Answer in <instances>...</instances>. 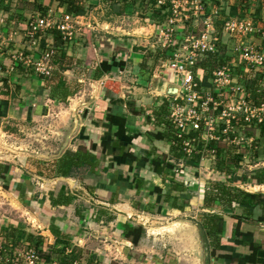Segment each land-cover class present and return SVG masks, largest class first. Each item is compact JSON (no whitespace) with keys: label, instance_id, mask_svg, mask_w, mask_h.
Wrapping results in <instances>:
<instances>
[{"label":"crops","instance_id":"1","mask_svg":"<svg viewBox=\"0 0 264 264\" xmlns=\"http://www.w3.org/2000/svg\"><path fill=\"white\" fill-rule=\"evenodd\" d=\"M221 1L222 0H216L214 9L218 11L221 9ZM256 1L260 2V5H258L259 3L257 2L256 8H252V6H255L254 0L247 1L250 5L248 12H253L254 9L260 8L259 16L261 18L264 12V0ZM13 2H10V0H0V39L2 38L0 43V121L5 119V115L7 118L11 117L16 121H24L25 119L30 121L34 116L36 118L43 117L50 108H58V106L62 104H67V106H65V111H69L72 119V127L68 134L70 137L68 138L70 139L68 146L71 147V139L75 140L76 143L75 146L71 147L73 151H75L78 146H85L88 148L91 144H95L97 146L95 154L101 156L100 144L105 143L107 145V151L106 154L102 155V165L108 169L112 177L111 179L108 178L101 181L102 186H96L93 193H90L96 196L95 202H97L98 205L95 206L96 212L98 210H105L107 216L111 217L112 220L107 221L106 219L107 225L103 226L100 223L104 220L103 218H105V216L97 218L96 214L93 216L92 213L85 214V212L82 221L78 219L76 214L73 216L74 219L84 223V228H87L88 222L95 224L96 227H101L99 230L100 235H89L80 227L76 233L79 237L76 238V235L72 236L68 233L66 218L64 216L60 217L58 214V216L55 214H50L49 216L43 213H36L34 219L38 228H41L36 235L39 234L44 238V245H46V243L47 245L54 243V237L49 230L51 221H54L55 225L60 226L62 233L70 237L71 243L76 240L82 255L87 257L86 261L82 260V262L86 263L110 264L109 256L105 251L113 247V249H118V254H121L119 248H125L124 252L126 251L129 253L126 257L125 255L121 257L119 254L118 264H134L131 262V260H133L131 257L133 252L131 251H141L139 250L140 248H144V250H142L143 254L140 255V264H148L147 261H144L145 259H150L149 262L151 264H248V257L246 256L249 253L248 248L238 246L239 244L233 241L231 237L232 228L235 224V220L230 217L231 212L224 211L225 215L222 233V242L224 246L216 251L214 257L210 256L211 248H208L207 241H205L203 232L200 228V215L209 212L203 207L205 185L214 177L217 178L213 160H205L201 168L199 163L200 160L195 161L193 158L190 160L183 159L184 169L180 170L181 172L179 171V174L175 173L173 170V176L167 174L166 178L151 172L145 161L150 153H152V156H165L169 159V162L172 163H177L179 161L177 166L180 164L181 160V158L179 160L172 159V149L169 142L154 137L158 132L166 131V124L169 121L168 118H163V115H159V117L156 118L155 114L157 109L162 106L164 101L169 102L171 100L167 95V91L169 88L175 87L176 89L179 83L169 76L168 71H166L167 73H163L162 71V66L165 67L168 57L164 54V49L158 47L156 30L154 27L162 23H157L151 19L149 15L150 8L147 7L146 11H144L138 6L121 8L120 4L111 0H81L80 4L83 10L85 4L98 3V5L93 8L94 11H97L98 18H93L91 15L87 17V12L85 11H82L80 15H76L80 16L81 22L86 25V27L83 28V33L79 34L84 37H79V42L74 40L70 44H66L65 52L67 61L70 63V69L63 70V76H58L55 73L56 75L53 80L48 81L47 79L37 76L31 69L19 68L15 72H9V67L11 65L10 53L12 50L22 46V35L25 27L24 21L31 16L40 14L37 6L30 3L31 0L28 1L29 4H25L26 0H18V3L24 4L18 7V10L11 9ZM39 3L43 9L46 10V13L57 12L59 16L63 13L62 8H56L57 3L54 0H41ZM229 3L226 5L227 12L230 8L228 6ZM30 6L32 8H29ZM30 9L33 12L30 13ZM28 11L30 13L28 17L23 18L27 15L26 12ZM108 12L112 15L107 16L105 13ZM12 13L16 14L12 15ZM133 13H142L147 18L143 19L145 20L143 21L144 24H139L132 32L117 33L116 31L120 30L118 26L119 20L115 21L116 24L114 20L122 17L123 14ZM99 14H101V16H99ZM89 20H92V24L88 22ZM148 20H150L149 23ZM22 21L23 23H21ZM252 21L255 23L254 20ZM10 23L12 25H10ZM261 23L264 24V21H261ZM90 25H92V29H88L91 28ZM8 26L12 29V33L14 32V36L11 35L12 37L10 36V32L5 33ZM255 26L259 27L260 30L261 27H264H260L257 23ZM104 28H106V31L103 32ZM108 29L111 30L110 33ZM95 30L113 35V38H106L108 42L107 45L95 39L91 40L93 31ZM136 32L139 34L143 33L142 36L138 37L145 42L144 45L141 44L142 48L140 49L137 48L138 46L133 40L134 37H137L135 34ZM114 36H117V41H120L121 36H126L127 38H124L125 42L119 43L115 40ZM10 38L12 39L10 40ZM88 43H90V46H87ZM9 45L10 47L8 48ZM44 45L45 42L43 41L42 47ZM259 45L260 41L257 44V49ZM102 62L107 64H111V62H121L123 67L119 68L116 65L109 72H105L104 68L101 67ZM160 65L162 66L160 67ZM205 77L208 78V75L205 74ZM206 78L202 83V85L205 86L203 87L204 90L207 87ZM58 80H62V82L65 81L66 83L74 82L80 87L75 94L65 100L50 99V87L58 84ZM167 84L169 87H167ZM50 105H53V107ZM109 107L112 108V114H115V116L125 115L126 117L125 128L127 134L122 137L121 141L124 147H126V151H129L135 157L133 161L120 158L118 156V151L111 146L112 142L115 141L117 127L109 124L106 119ZM73 115L76 116L78 121L76 127H74ZM241 133L243 134V132ZM135 135L139 136L132 139L131 136ZM257 136L258 135H256V137ZM221 146L225 147L226 145L221 143ZM64 151H62L61 154ZM260 166L264 167V161L261 162ZM135 168H139V178L142 179V191L138 193L133 187V181L135 182L137 180V178L134 177ZM210 174L212 179L206 178ZM171 176L172 180L182 184L183 187L187 189L186 195L182 193L183 197L184 195L187 198L189 197L187 205L183 207V209L166 206L160 214H156L155 212L152 214L142 212L140 207L144 204L153 202L155 199L153 197H148V195H143L148 194L154 187H159L163 193H171ZM47 182H50V184H59L60 188L65 187L69 189L71 193H73L71 190L73 187H78V181L71 178L53 177ZM234 182L235 179L232 181L229 179L228 184L251 193H264V185H255L253 181H248V183L252 184L247 188L245 186H239ZM23 183L25 184L27 182ZM117 183L119 185L115 186ZM105 184L106 186L110 185L115 187L114 200L116 201L114 203H111L112 192L104 187ZM252 186H254L253 190L250 188ZM120 188H127L128 191H120ZM28 193L29 191H26V194ZM30 197L26 201H22V203L28 205L34 201V203L42 208L44 202L48 201V199H46L42 204L41 200L37 202L36 199H34L35 197L33 199ZM137 203H139L138 207ZM48 207L51 210L55 208H66L64 206L51 207L49 201ZM234 212L235 214H240L242 213V208L236 206ZM258 215L259 212L256 210L255 218ZM139 217H141V220L149 221V225L160 222V227H151L149 225L146 227L145 222L142 224V227L145 226L143 227L146 230L145 236L137 245H133L130 241L122 238V230L125 224L138 225L135 221ZM21 223H25V220ZM11 224L16 226L19 223L12 222ZM252 227L253 224H245L243 227L244 231L250 230L253 232L252 239L246 240H258L264 243V239L257 238L255 231L251 229ZM26 231L34 233L32 230L26 229ZM108 231H110L111 234L107 233ZM82 234H84V236L87 234L86 241L82 240ZM98 238H102L106 243L110 242V247L104 243H102L104 245H101L97 240ZM113 238L114 240H112ZM42 249L43 251L48 250V248ZM54 249L57 250L58 248H52L53 251ZM69 249L71 248H66V250ZM221 255H230L237 260L231 263L228 260L218 259V256Z\"/></svg>","mask_w":264,"mask_h":264},{"label":"trees","instance_id":"2","mask_svg":"<svg viewBox=\"0 0 264 264\" xmlns=\"http://www.w3.org/2000/svg\"><path fill=\"white\" fill-rule=\"evenodd\" d=\"M40 1L41 0H31L30 3L37 6V9L41 15H46V10L43 9L41 4L39 3ZM54 1L57 3L56 8H62L64 14L76 16L80 15L83 11L80 4L81 0ZM111 1H115L116 3L120 4L121 8H125L128 6H138L142 10L146 11V8L148 7L150 8L151 19L156 21L157 23L165 22L167 17H169L170 15L168 2L163 7L156 8L155 0ZM247 1L232 0V2H230L228 5L230 7L229 11L227 13L223 12V16L220 15V17L218 16V18L213 20L219 38L221 37L224 23L229 19H243L246 17H252V20H254L255 22L253 23L254 26L257 23V19L260 20V8L254 9L253 12H248L250 5ZM215 2L216 0L212 1V3ZM15 19L17 20V17ZM195 21V19H191L186 24V27L182 31V35L188 34L190 28H192L190 30L194 32ZM261 21H264V13ZM263 28H261L260 33L263 31ZM195 31L197 32L198 29ZM260 33L257 35L258 39L260 40L258 51L264 54V34L262 35ZM52 36L56 41L54 43L55 46L57 44L60 47L59 54L55 58L56 66L59 67V69H61L62 71L65 69H70V63L69 61H67L65 52L66 43L60 39L58 32H53ZM158 47L160 48L159 45ZM224 50L225 48L223 47L221 52H217L216 54L212 55L208 54L204 57V61H202L200 65L206 71V74L210 75L211 72L219 66H229L232 74L238 75V77H240L239 81L244 82L247 101L253 106H260L261 104H263L264 89L262 86H260V84L264 83V71L254 72L251 68H248L245 64L239 62L237 59L233 60L232 57L225 56L226 53L224 52ZM164 51V54L167 56L168 51ZM231 60L233 62L238 61V66H231ZM116 65L119 68L123 67L121 65V62H111V64H107L105 62L101 63V67L104 68L105 72H109ZM209 67L211 68L209 69ZM47 80L52 81L53 78H47ZM63 82L62 80H58V84L52 85L50 87V99L65 100L75 94L80 87L74 82ZM168 97L171 98V100L169 102L164 101L162 106L157 109V112L155 114L156 118H158L159 115H163V118L166 117L169 119L170 110L168 106L170 107L173 96L168 95ZM107 111V121L109 122V124L115 125L117 127V131L115 132V141L111 144L112 148L118 151V156L120 158H125L133 161L135 157L132 155V153L126 151V147H124V144L121 141L122 137L127 134V130L125 128V115L115 116V114H112V108L110 107ZM239 119L240 121L238 123V128L243 130L242 132L244 135V141L246 140L243 143V146H237L232 144L231 142H224L222 128H219L217 133L219 135L220 141H211L209 143L208 148L210 150H214V153L210 154L209 156L207 155V159H211V161L213 160V166L215 168V174L217 176V178L214 177V179L223 177V180L212 179L205 185L203 207L209 212H205L200 215L199 225L203 232L204 239L205 241H207L208 248H211L210 256L214 257L216 251L224 246L222 242L225 215L224 211L231 212L230 217L235 220V224L233 225L231 232L232 240L237 242L239 244L238 246L248 248L249 253L246 255L248 257V264H264V243L258 240H246L252 239L253 232L250 230L244 231L243 229L245 224L259 225L264 222V193H251L228 184L229 179H231V181L235 179L237 171L241 169L242 162H244L245 158L250 153L251 157L249 159L251 163L259 165V168L250 171V173L248 172V175L250 174L248 181H253L255 185H264V167L260 166L261 162L264 161V117L261 124H246L244 123L243 117L241 116H239ZM166 127L167 129L165 132H158L154 135V137L169 142L172 149V159L179 160L182 156L179 146H177L176 139L173 136L174 131L170 120L167 122ZM229 135H231L229 136L231 139L233 137V133H230ZM256 135L258 136L256 137ZM138 136L139 135L131 136V138H137ZM250 138H252V141L248 142V139ZM221 143L225 144L226 146H221ZM100 149L101 156H97L95 154L97 150V146L95 144H91L88 148L85 146H78L75 151L67 149L54 161L45 162V164L43 165L44 167L47 166L46 171L40 169L38 170L39 174L44 175L47 178L62 177L80 179L82 181L90 180L92 182V185H86L84 187L89 193H93V191L96 189V186H102L101 181H103L104 179L112 178L108 172V169L102 165V155L106 154L107 145L105 143H101ZM199 158V156L193 157L195 161H199ZM145 161L151 172L163 178H166L167 174H171L173 176V170L177 169L176 167H178L177 164L179 163V161L177 163L169 162V159H167L165 156H152V153L148 155V158ZM4 170V173L0 171L1 177H5V174H7L8 166H5ZM172 176L170 177L171 193H163L159 187H154L148 192V194L143 195H148V197H153L155 199L153 202L144 204L142 207H140V210L142 212L149 214L155 212L156 214H160L163 212V208L166 206L170 208L183 209V207L187 205V201L189 200V197L187 198L185 196L187 193V189L183 187L182 184H179L172 180ZM134 177H136L137 180L135 182L133 181V187L138 193L142 191V179L139 178V168H135ZM118 183L115 184V186L119 185ZM104 187L108 189V191L112 192L111 203H114L116 201L114 200L115 187L110 185L106 186V184L104 185ZM14 189L19 195V200L22 202L25 200L24 198H26V191L30 190V186L27 183H17L14 184ZM120 191H128V189L120 188ZM182 193H185L184 197L182 196ZM47 199L51 207H67L72 205L76 198L73 194L67 191L65 187H61L57 194L49 193ZM41 201V203H43L44 200ZM138 206L139 203H137V207ZM236 206L242 208V213L235 214L234 210ZM256 210H258L259 215L255 218ZM85 211L86 210H79V208L75 211V214L79 220L82 221L84 219ZM103 216H106L105 219H107V221L112 220L111 217L107 216V212L105 210H98L96 212L97 218H102ZM26 229H28V226L25 225V223H19L16 226L11 223L5 226H0V254L13 253L23 248H36L38 254L45 258L47 261L53 258L57 262V264H74L76 262L81 263L83 255L79 249V246L76 244L73 245L71 243L70 237L66 234H63L60 226L55 225L54 221H51V224L49 226V230L54 237V243L48 245L47 247L45 246V248H48V250L46 251H43L42 249L44 248V238L39 234L35 235L31 232H27ZM122 235L133 245H137L145 236V229L141 225L134 226L125 224L123 226ZM52 248L58 249H54L53 251ZM66 248H71L69 249V253L66 252ZM218 257V259L228 260L231 263L236 262L237 260L230 255H221Z\"/></svg>","mask_w":264,"mask_h":264},{"label":"built area","instance_id":"3","mask_svg":"<svg viewBox=\"0 0 264 264\" xmlns=\"http://www.w3.org/2000/svg\"><path fill=\"white\" fill-rule=\"evenodd\" d=\"M167 2L169 17L165 23L154 27L157 28L158 45L168 51L165 68L169 76L179 83L169 107L173 136L182 156L178 168L174 170L178 173L184 169L183 159L190 160L194 156L200 157L199 163L202 168L203 162L214 153V150L208 148L209 143L220 141L217 134L219 128H222L224 142L243 146L246 140L244 141V135L241 133L243 130L238 128L239 116L243 117L246 124H261L264 117V103L253 106L247 101L244 82L239 81L240 77L235 82L227 65L215 68L209 75V86L203 89L205 86L202 83L206 78V71L200 64L206 55L221 52L224 47L213 22L214 16H217L219 11L208 8L207 0H155V6L160 8ZM191 19L196 20L194 27L198 22L201 24L200 33L182 35V31ZM81 21L80 16L64 13L57 18L53 12L29 17L24 24L22 46L10 53L9 72L24 68L31 69L43 79L51 78L55 68V58L59 54L57 50H60L52 42L53 32H58L60 39L70 44L76 34L86 27ZM176 32L181 35L176 37L174 35ZM222 32L229 37L242 40L248 35L259 34L260 29L247 18H234L224 23ZM260 34L263 35L264 30ZM45 40L48 41L42 47V42ZM237 45L232 48V57L238 55L239 60L254 72L264 71L263 53L257 48L241 47L239 41ZM260 86L264 89V83ZM230 133H233L231 139ZM251 141L252 139H248V142ZM66 252L70 251L66 250ZM1 263L57 264L54 259L47 261L40 256L36 248H23L13 253L0 254Z\"/></svg>","mask_w":264,"mask_h":264},{"label":"rangeland","instance_id":"4","mask_svg":"<svg viewBox=\"0 0 264 264\" xmlns=\"http://www.w3.org/2000/svg\"><path fill=\"white\" fill-rule=\"evenodd\" d=\"M10 2H13L14 5L11 3L12 4L11 9H14V10H18V7H20L21 5H24L22 3H18V0H16V1L10 0ZM27 2L28 1H26L25 4H29ZM221 2H222L221 9L219 10L218 15L214 16L215 18H213V20L218 18V16L220 17V15L223 16V14H222L223 12L227 13V9H226L227 6L226 5L229 2H232V0H222ZM257 2L259 3L258 5H260L259 1H255L254 2L255 6H252V8H256ZM207 3H208L207 4L208 8H210V9L215 8V5H214V3H212V0H207ZM97 5H98V3L95 4V2L84 5L83 11L87 12V17H90V15H91L93 18L94 17L98 18L97 11L93 10V8ZM29 8H32V7L30 6ZM29 11H30V13L33 12V11H31V9ZM29 11L26 12L27 15L24 16L23 18L28 17V15L30 14ZM15 14L16 13H12V15H15ZM105 14H107V16L112 15L109 12L105 13ZM53 15H56L57 18L60 17L57 12H55V13L53 12ZM99 16H101V14H99ZM101 18H103V17H101ZM261 18H263V14L261 15ZM261 18H260V20H261ZM143 19H147V18L142 13L123 14L122 17H119L118 19L116 18L114 20L115 24H116L115 21L119 20L118 26L120 27V30L116 31V32L120 33V34L132 32L137 26H139V24H144L143 21H145V20H143ZM247 19L252 21L253 18L249 17ZM260 20L257 19V21H256L257 24H259L260 27L264 26V24L261 23ZM149 21L150 20H148V23H149ZM88 22L92 24V20H89ZM21 23H23V21ZM10 25H12V24L10 23ZM90 26H91V28H88V29L93 28L92 25H90ZM9 28H10V26H8L7 29L5 28L6 32L5 31L4 32L5 33L10 32L11 33L10 36H11L14 34V32L12 33V29L11 28L9 29ZM165 28H166V26H165ZM261 28H263V27H261ZM105 29L106 28H104L103 32L106 31ZM190 29H192V28H190ZM190 29H189V33H192V34L195 33V35H198L201 31V24L198 22L197 26L195 27V30L198 29L197 32L195 30L193 32ZM20 30H22V29H20ZM108 30L110 33L111 30L110 29H108ZM155 30L157 31V28H155ZM83 31L84 30H81L78 34H76V36L73 38V41L75 40V41L79 42V37L80 38L84 37V36L79 35V34L83 33ZM156 31H155V33H156ZM5 33H4V35H5ZM135 34L137 37H134L133 40L135 41V44L138 46L137 48L140 49V48H142L141 44L144 45L145 42L143 40H140L141 38L139 39L138 37L142 36L143 33L139 34L136 32ZM174 35H176V37H178L181 34L179 32H176V33H174ZM257 35L251 34V35L246 36L247 38L244 37L242 40H240V39L229 37L222 32L220 39H221V42L225 48L224 52L226 53L227 56L229 55L230 57H232L231 56L232 48H235L238 46L237 45L238 41L241 43V47L242 46H248V47L256 48L257 44L260 41L257 39ZM106 38H113V35H109L106 33H102V31L95 30V31H93L91 40L95 39L96 41L102 42V43L107 45L108 42L106 41ZM114 38L117 41V36H114ZM124 38H127V37L121 36L120 41H117V42H119V43L123 42ZM11 39L12 38H10V40ZM1 41H2V38L0 39V43H1ZM53 41H55V40L53 39L52 42ZM54 43L55 42H53V44ZM136 45H135V47H136ZM54 46H55V44H54ZM87 46H90V43H88ZM9 47H10V45L8 46V48ZM55 47H58V49L60 48L59 45H57V44ZM104 47H105V45H104ZM57 52H59V50H57ZM232 58H233V60L237 59L239 62H241L238 58V55H237V57H232ZM238 61L233 62L231 60V66H233V67L238 66ZM242 63L244 64V62H242ZM161 66L162 65H160V67ZM210 68L211 67H209V69ZM162 69H163L162 70L163 73H167L166 72L167 69L164 66H162ZM28 70H30V69H28ZM55 73L58 76H63L62 70L59 69V67H57V66H55L51 78H54V76L56 75ZM233 76H234L235 82L239 80L238 75H233ZM202 77H204V76L202 75ZM209 78L210 77L208 76L207 81H209L208 80ZM209 83H210V81L207 83V87L209 86ZM167 87H169V85ZM50 106L53 107V105H50ZM65 106H67V104H62V105L58 106V108H54V107L50 108L46 111V115H44L43 117L36 118L34 116V118H31L30 121H28L26 119L24 121H16L15 119H12L11 117L7 118L6 115L4 116L5 119L0 121V171H2L4 173L5 172L4 167L8 166V171H7V174H5V177L0 176V226L1 225L5 226L6 224H10L12 222L21 223L25 220V225L28 226V230H30V231L32 230V232H34L33 234L36 235V233L38 231H40V229H41V228H38V225L34 219V215L36 213H43V214L49 215V216H50V214H55V215L58 214L60 217L64 216L66 218V226H67L66 228H67L68 233L71 234L72 236L76 235L75 236L76 238L79 237V235H77L76 233L78 232L77 230L80 229V227H81V229H84L85 233H88L89 235H94V236L100 235L99 230L101 229V227L100 228H99V226L96 227L95 224L88 222L87 228H84L83 222L81 223L79 220L73 218V216L75 215V211L78 208H79V210H82V211L86 210L85 214H88V213L91 214L92 213L93 216L96 214L95 206H98L97 202H95L96 196L90 194L87 191V189H85V187H84L86 185H89V186L92 185V182L90 180H83L82 181L80 179H76V181H78V187H73L71 189L73 191V193H71L69 191V189L66 188L67 191H69L71 194H73L76 199L72 205L66 207L65 209L55 208L54 210H51L48 207V201L44 202V205H42V208L39 207L36 203H34V201L31 202V204L29 203L28 205H25L24 203H22L19 200V195L16 192V190L14 189V184H17V183L21 184L23 182H27L28 185L30 186V190H29V193L26 194V198H24V199L26 201L27 199H29L30 196H32L30 198L33 199V197H35L34 199H36L37 202H38V200H43V199L45 201L47 199L49 193L57 194V192L60 190L59 184H54V183L50 184V182H47L51 178H47L44 175L39 174L38 170L41 169L43 171H46L47 166L44 167V165H43V164H45V162L54 161L55 159H57L61 155L62 151L67 150V149H71V147L75 146V144H76L75 140L71 139L72 140L70 142L71 147L68 146L69 141H70V139H68V138H70L68 136V134H69L70 128L72 127V119H71V115L69 114V111H65ZM66 139H68V140H66ZM250 157H251V155L249 153V155L245 158L244 162H242L241 169L237 171V174L235 176V182H234L239 186H245L247 188L250 186V184H252V183H248V181H247V180H249L248 178L250 177V174L248 175V172L250 173V171L255 170L256 168L257 169L259 168V166H256L257 164L251 163V161L249 159ZM245 170H246V172H245ZM206 178L212 179L211 174L208 175V177H206ZM220 179L223 180V177L222 178L219 177V179H214V180H220ZM253 187L254 186L250 187L251 190L254 189ZM105 218H106V216H105ZM105 218H103L104 220L100 223L103 226L107 225L106 224L107 221ZM140 218L141 217H139L135 221L136 223H138V225L142 226V224H144L146 222L145 226L147 227L150 224L149 221L147 222L145 220H141ZM28 220H30L31 222H28ZM159 223L154 224V225H149V226L160 227ZM145 226H143V227H145ZM150 228H149V232H150ZM251 229H253L255 231L257 238L264 239V222L259 224V225L253 224V227ZM107 233L111 234L110 231H108ZM86 235L87 234H85V236H84V234H82L83 237L82 236L81 237L83 239L82 238L81 239L83 241H86ZM122 238L124 240H127L124 237H122ZM97 240L101 243V245L107 244V246L110 247V245H109L110 242L106 243L105 240H103L102 238H98ZM112 240H114V238ZM118 240H119V238H118ZM83 241H82V243H83ZM102 243H104V244H102ZM72 244L77 245L76 240L73 241ZM45 246L46 247L48 246L47 243H46V245H44V248H45ZM119 250L121 252V254L119 253L121 255V257H122V255L123 256L125 255V257H126V255L129 254L126 251L124 252L125 248H119ZM139 250H141V251H131V252H133L132 256H131L133 260H131V262H133L134 264H140V262H139L140 255L143 254L142 250H144V248H140ZM105 253H107L109 256L108 258L110 260V264H118V262H119L118 249H115V248L113 249V247H110V249L105 251ZM148 256H151V255H148ZM82 257H83V259H82L83 261L87 260V257L85 255H83ZM149 260L145 259L144 261L145 262L147 261L148 264H151L149 262ZM90 263H93V262H90ZM81 264H86V262L81 261ZM93 264H96V263H93Z\"/></svg>","mask_w":264,"mask_h":264},{"label":"water","instance_id":"5","mask_svg":"<svg viewBox=\"0 0 264 264\" xmlns=\"http://www.w3.org/2000/svg\"><path fill=\"white\" fill-rule=\"evenodd\" d=\"M176 92H177V89L169 88L167 91V95L174 96ZM73 118H74V127H76L78 125V121L75 115H73Z\"/></svg>","mask_w":264,"mask_h":264}]
</instances>
